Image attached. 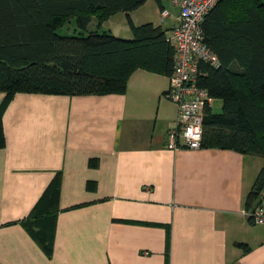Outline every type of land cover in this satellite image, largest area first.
Masks as SVG:
<instances>
[{
	"label": "crops",
	"instance_id": "obj_1",
	"mask_svg": "<svg viewBox=\"0 0 264 264\" xmlns=\"http://www.w3.org/2000/svg\"><path fill=\"white\" fill-rule=\"evenodd\" d=\"M161 5L165 18L149 0L130 16L170 38L179 9ZM168 87L139 69L124 94L13 97L2 118L0 264H264V224L245 210L264 159L168 150L177 115ZM58 172L47 257L19 222Z\"/></svg>",
	"mask_w": 264,
	"mask_h": 264
},
{
	"label": "trees",
	"instance_id": "obj_2",
	"mask_svg": "<svg viewBox=\"0 0 264 264\" xmlns=\"http://www.w3.org/2000/svg\"><path fill=\"white\" fill-rule=\"evenodd\" d=\"M146 1L0 0V149L5 146L3 114L16 94H124L136 70L171 75L174 48L166 32L152 23L135 25L129 18ZM153 1L161 13V0ZM116 13L128 17L131 39L100 31ZM72 20L73 33L60 35L58 30ZM202 29L218 65L200 62L197 85L212 101L221 102V111L205 105L199 149L264 159V0H219ZM60 178L55 174L19 222L47 257L60 211ZM263 190L264 168L246 197L245 210L257 204Z\"/></svg>",
	"mask_w": 264,
	"mask_h": 264
},
{
	"label": "built area",
	"instance_id": "obj_3",
	"mask_svg": "<svg viewBox=\"0 0 264 264\" xmlns=\"http://www.w3.org/2000/svg\"><path fill=\"white\" fill-rule=\"evenodd\" d=\"M219 0H171L179 9L177 22L171 29L170 42L174 48L173 70L165 97L176 105L174 127L166 134V148L176 151L181 148L199 149L202 135V117L206 104L212 99L207 91L197 85L200 62L217 66L216 55L203 42L204 17ZM168 16L167 10L160 13ZM246 216L253 225L264 224V190L258 202Z\"/></svg>",
	"mask_w": 264,
	"mask_h": 264
},
{
	"label": "rangeland",
	"instance_id": "obj_4",
	"mask_svg": "<svg viewBox=\"0 0 264 264\" xmlns=\"http://www.w3.org/2000/svg\"><path fill=\"white\" fill-rule=\"evenodd\" d=\"M162 1H163V4L165 5V7L167 8L169 3H170V0H162ZM149 3H151V5L153 6V9H154L153 16L155 15L156 18H160L161 17L160 11H159L157 5L155 4V2L153 0H149ZM130 15H129V18L132 21V19H131L132 16H130ZM93 21H95V20H93ZM74 25H75V23L72 20L71 22L67 23L65 26L60 28L58 30V33L60 35L72 34L73 30L75 29ZM94 25H95V23H92L90 29H94ZM129 25L130 24H129L128 17L124 13H116V14L112 15L111 17H109L102 24L100 31H108L111 35H113L117 38L131 39L132 33L130 31ZM212 110L215 113H219L221 111V102L218 100H215L212 104Z\"/></svg>",
	"mask_w": 264,
	"mask_h": 264
}]
</instances>
